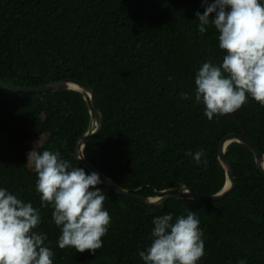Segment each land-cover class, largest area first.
<instances>
[{
  "label": "trees",
  "instance_id": "16d2710c",
  "mask_svg": "<svg viewBox=\"0 0 264 264\" xmlns=\"http://www.w3.org/2000/svg\"><path fill=\"white\" fill-rule=\"evenodd\" d=\"M203 0H0V80L38 88L74 79L91 86L103 127L85 148L90 164L136 195L155 197L188 186L213 195L226 184L219 146L244 136L264 154V108L251 99L233 114L209 121L194 101L200 65L219 61L217 33L198 31ZM182 93L190 99L182 100ZM85 95H46L0 88V187L40 207L36 174L27 154L58 151L73 166L91 110ZM40 140V141H39ZM203 150L197 164L185 153ZM226 157L235 188L221 201L169 200L140 204L103 183L111 217L95 253L60 249L51 208H41L38 231L47 234L53 264H143L138 252L150 244L152 219L196 212L204 232L200 264H264V175L255 155L233 143ZM175 193V191H170Z\"/></svg>",
  "mask_w": 264,
  "mask_h": 264
},
{
  "label": "clouds",
  "instance_id": "9594fccd",
  "mask_svg": "<svg viewBox=\"0 0 264 264\" xmlns=\"http://www.w3.org/2000/svg\"><path fill=\"white\" fill-rule=\"evenodd\" d=\"M202 7L203 14L196 13L198 31L204 34L214 28L223 55L219 61L202 63L196 71L195 104L203 105L209 121L237 112L249 99L264 108V0H203ZM180 99L190 96L182 93ZM38 143L27 154V166L37 177L40 207L0 187V264H53L47 234L37 230L41 208H51V220L60 230L57 246L62 250L95 253L111 224L104 207L106 196L98 187L100 175L86 174L58 151H38ZM185 155L207 164L203 150H188ZM152 225L150 244L138 252L143 264H200L205 242L196 212L188 210L175 218L164 213L155 216Z\"/></svg>",
  "mask_w": 264,
  "mask_h": 264
},
{
  "label": "water",
  "instance_id": "95a60500",
  "mask_svg": "<svg viewBox=\"0 0 264 264\" xmlns=\"http://www.w3.org/2000/svg\"><path fill=\"white\" fill-rule=\"evenodd\" d=\"M0 88L14 93L37 94V95H46L61 91H78L84 94L86 97L85 99L88 101L91 110V122L87 132L79 139L77 143L75 155H74L75 158L77 159V157H84L83 159L80 160L77 159V160L90 172L98 173L100 175L102 183L105 186L117 192L118 194L130 198L140 204L149 205V206H159L165 203L166 201L172 199L213 203L225 199L230 195V193L235 188L234 172L232 166L230 165L226 157V152L228 150V147L233 143L242 144L248 147L253 152V154L255 155L257 166L264 175V154L261 152L259 147L244 136L229 135L222 140L219 146V161L226 172V184L224 188L218 193L207 196L199 195L193 192L188 186L183 185L179 188L166 191L165 192L166 194L162 196L145 197V196L136 195L128 190H125L123 187L115 183L106 175L98 171L92 164L88 162L85 156L86 145L89 143V141H91L94 137H96L100 133L103 127V114L99 106V103L97 101L96 94L91 86L81 81H77L74 79H67L59 82L50 83L38 88H27V87L16 86L0 80ZM170 191H175V193H170ZM156 197H159L160 199L156 200L155 199ZM150 199L151 202H149Z\"/></svg>",
  "mask_w": 264,
  "mask_h": 264
}]
</instances>
